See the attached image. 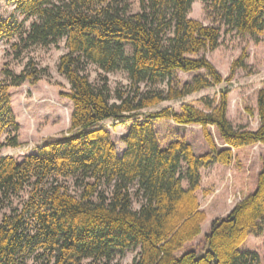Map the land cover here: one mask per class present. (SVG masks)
Wrapping results in <instances>:
<instances>
[{
  "label": "trees",
  "instance_id": "obj_1",
  "mask_svg": "<svg viewBox=\"0 0 264 264\" xmlns=\"http://www.w3.org/2000/svg\"><path fill=\"white\" fill-rule=\"evenodd\" d=\"M1 1V0H0ZM25 19L0 14V41L12 46H49L65 40L58 71L71 86L73 103L68 133L51 137L22 161L4 155L20 145V123L12 109L10 88L38 82L48 73L33 59L17 73L4 69L0 82V264H121L118 255L140 248L130 264H262L260 254L240 247L249 235L264 231V159L256 189L230 213L212 220L201 252L186 245L202 232L206 213L197 191L201 170L231 164L234 149L264 145V88L258 95L257 130L235 126L228 118V89L219 100L203 96L205 108L165 107L135 119L123 155L105 120H123L168 100H178L223 81L205 55L220 45L222 28L205 25L189 13L196 0H7ZM208 15L259 41L264 34V0H201ZM22 48V49H21ZM246 53L232 65L245 68ZM97 65L100 81L88 73ZM123 68L129 82L112 90L108 73ZM205 70L182 82L178 71ZM202 127L209 151L197 155L184 139L162 146L155 121ZM215 127L221 148L210 131ZM74 178L76 190L68 181ZM22 192L27 196L13 205ZM138 203L139 207H135Z\"/></svg>",
  "mask_w": 264,
  "mask_h": 264
},
{
  "label": "rangeland",
  "instance_id": "obj_2",
  "mask_svg": "<svg viewBox=\"0 0 264 264\" xmlns=\"http://www.w3.org/2000/svg\"><path fill=\"white\" fill-rule=\"evenodd\" d=\"M131 11L140 10L139 0H129ZM0 14L4 18L15 14L19 21L23 22L25 30L29 29L34 19H25L23 15L14 11V5L7 0L0 1ZM189 17L199 20L205 25H216L222 28L220 45L213 50L205 51V55L217 68L223 77V81L209 88L202 89L178 100L164 101L157 106L140 111L136 116L126 117L123 120L109 119L102 124L109 130L111 139L116 144L117 153L123 155L126 148L123 137L128 134L135 119L143 121L150 112L158 111L165 107H171L181 111L182 105L193 104L201 109L205 104L201 101L203 96L219 100L221 90L227 88L228 93V118L235 126L245 125L249 129H255L259 124L258 95L264 88V34L257 41L248 35H241L235 31L228 32V27L220 20L211 18L201 0H196L189 13ZM20 42V38L0 41V82L4 80L3 70L11 69L20 73L28 60L33 59L39 67H47L48 73L38 82L26 81L22 85L13 86L11 94L12 109L20 123L19 141L17 147H5L4 155H13L18 161H22L27 154L37 151L39 146L51 137L68 133L72 114V104L66 94L70 92V84L67 78L58 71L60 56L67 50L65 40L58 44L43 46L40 44L23 47L20 53L12 44ZM21 46L23 42H20ZM22 49V48H21ZM246 53L245 68H237L232 75V65ZM88 73L93 82L100 81L101 70L97 65H90ZM206 75L205 70L195 72L178 71L182 82L191 81L194 76ZM109 85L112 90L128 84V74L121 68L108 73ZM162 146L166 147L170 142L184 139L191 143L197 155L209 151V145L205 139L203 129L198 124L180 125L173 120L162 119L155 121ZM210 131L217 144L223 148V143L218 130L211 126ZM250 146V147H248ZM235 150V158L231 164L215 163L201 170V187L197 191L201 209L206 213L201 234L186 245L182 254L188 250L201 252L205 244V235L211 228V222L218 217L228 215L229 209L241 201L245 193L254 191L257 178L264 159V146L248 145ZM242 173V174H241ZM245 174V175H244ZM72 190H76L74 178L68 181ZM245 192V193H244ZM27 196L22 192L15 197L13 205L20 206ZM135 207H139L136 203ZM10 211V205L6 204L0 214ZM228 213V214H227ZM241 250H254L260 254L264 264V231L260 235H249L240 247ZM140 248L130 249L124 255H118L116 261L121 264H130L139 255ZM29 264H46L42 258H31Z\"/></svg>",
  "mask_w": 264,
  "mask_h": 264
},
{
  "label": "crops",
  "instance_id": "obj_3",
  "mask_svg": "<svg viewBox=\"0 0 264 264\" xmlns=\"http://www.w3.org/2000/svg\"><path fill=\"white\" fill-rule=\"evenodd\" d=\"M71 101V100H70ZM71 103H72V101H71ZM73 105V104H72ZM72 108H73V106H72ZM73 110V109H72ZM259 125H260V120H259V124H258V127H259ZM258 127L257 128H255V129H252V130H257L258 129ZM257 145H262V146H264L263 144H261V143H257ZM194 147V146H193ZM248 147H250V146H248ZM245 148V147H244ZM239 149V148H238ZM194 150H195V148H194ZM235 150H237V149H234V151ZM196 152V151H195ZM235 153V152H234ZM242 174V173H241ZM245 175V174H244ZM255 188H256V185H255ZM255 190V189H254ZM245 193V192H244ZM252 193V192H251ZM250 193H245V195H244V197H246L247 195H249ZM233 209V207H231L228 211V213H230V211ZM227 213V214H228ZM203 225H204V222H203Z\"/></svg>",
  "mask_w": 264,
  "mask_h": 264
}]
</instances>
